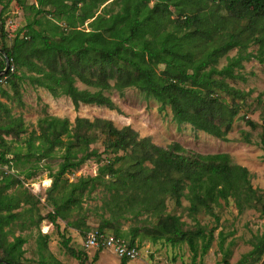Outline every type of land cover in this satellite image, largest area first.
Segmentation results:
<instances>
[{
  "label": "trees",
  "instance_id": "16d2710c",
  "mask_svg": "<svg viewBox=\"0 0 264 264\" xmlns=\"http://www.w3.org/2000/svg\"><path fill=\"white\" fill-rule=\"evenodd\" d=\"M16 1L31 16L16 31L11 46L0 48L14 67L13 72L0 74V80L5 75V84L16 92L19 82L28 80L52 96L69 97L75 108L82 103L113 109L112 91L136 88L145 97L160 102L161 108L169 106L177 124H189L227 140L248 94L227 80L245 79L238 72L244 61L264 63V0ZM3 23L1 18L0 31ZM232 49L236 54L228 57ZM224 56L226 63L218 67ZM0 57L1 71L5 60L2 53ZM78 82L84 88H79ZM0 92L6 95L2 88ZM257 100L260 144L264 149V101L260 97ZM1 112L0 163L9 166L19 153L9 149L4 136L19 135L24 126L2 101ZM41 121L40 133L32 131L25 140L26 156L49 157L55 148L63 149L49 188L50 193L59 189L63 193L60 198L50 194L53 209L47 213L49 220L66 221L80 228V222L68 219L70 210L79 206L84 190L90 193L98 187L103 189L102 208L109 215L99 226L83 230L84 237L91 229L110 233L107 229L113 227V222L119 224V220L148 213L157 218L155 236L171 244L186 241L194 264L195 258L209 249L212 232L201 226L184 230L179 216L165 213L168 199L180 206L184 198L191 213L205 211L215 216L214 205L231 198L239 212L255 208L264 218L261 189L253 187L248 169L231 162L227 153L187 151L175 141L161 146L149 136H140L130 125L118 128L104 118L77 116L73 127L67 118L50 116ZM245 123L256 126L249 118ZM243 138L249 141L248 135ZM35 140H39L38 144ZM99 140L101 151L93 146ZM91 158L102 162L95 175L70 183L61 179ZM31 174L27 173L26 178ZM13 187L14 191L8 192ZM30 197L22 188V180L0 171V257L5 261L25 264L22 246L26 239L17 235L8 241L9 231L5 228L19 218L17 209L22 202L29 203ZM112 234L139 248L135 243L136 229H132L129 239L119 226ZM38 236L47 242L46 235L38 232ZM219 236L222 244L223 234ZM68 243L67 237L64 247L70 255L78 256ZM250 243L252 248L236 264L244 263L248 257L250 264L260 260L264 227ZM101 250L102 247L96 249ZM97 260L95 254L93 261ZM128 261L121 258L120 264ZM52 264L63 263L52 259Z\"/></svg>",
  "mask_w": 264,
  "mask_h": 264
},
{
  "label": "rangeland",
  "instance_id": "374dc122",
  "mask_svg": "<svg viewBox=\"0 0 264 264\" xmlns=\"http://www.w3.org/2000/svg\"><path fill=\"white\" fill-rule=\"evenodd\" d=\"M6 1L3 0V4H0V13L3 11L0 19H4L3 31H0V48L11 46L16 31L23 27L28 16H31V13L23 10L16 0H11L6 7H3ZM35 1L25 0L29 4ZM235 54L236 49H232L227 56L231 57ZM225 63L226 56L219 59L217 66L221 67ZM238 72L243 75L244 80L228 79L227 82L248 94L241 104L238 113L240 118L234 121L227 140L194 129L189 124H177L172 119L169 106L161 108L160 102L145 97L144 93L136 88H126L120 93L112 91L110 96L114 103L113 109L82 103L75 108L69 97L52 96L49 91L31 85L28 80L19 82L17 92L4 82L0 88L6 92V95L0 92V101L7 105L11 115L22 119L24 130L17 136H4L9 149L18 151L19 154L11 160L9 166L0 163V171L4 170L5 173H11L22 180V188L31 195L30 202H22L17 209L19 218L5 228L9 231L8 241L17 235L26 239V243L22 246L24 249L22 262L52 264V259H55L63 264H120V258L109 249L102 248L100 255L101 251L97 252L95 248L83 246L82 231L99 226L102 219L109 215L102 208V187L90 193L84 190L79 198V206H73L70 210L68 219L80 222V228L76 229L66 221L58 219L51 222L47 217V213L53 209V199L50 198V194L52 197L60 198L63 193V189L51 193L49 191L52 183L51 175L58 169L63 149L55 148L52 156L49 157L26 156L25 143L32 131L35 135L40 133L41 119L46 117L67 118L71 127L77 116L89 119L104 118L111 120L118 128L130 125L140 136H149L154 143L161 146L175 141L187 151L203 154L227 153L231 162L248 169L253 187L261 189L264 195V149L260 144L261 119L257 100L260 97L264 101V63L254 59L244 61ZM77 85L79 88H84L79 82ZM248 118L256 123L255 127L245 123V119ZM244 135H248V142L244 141ZM38 142L39 140H35L36 144ZM93 146L99 151L102 150L100 140ZM7 157L12 159L11 154H7ZM101 163L97 158H91L78 169L66 173L61 179L70 183L76 182L80 177L93 176ZM27 173H32L29 178H26ZM14 189L15 187L8 192ZM166 205L165 213L179 216L184 230H195L201 226L206 232H212L209 249L204 255H198L194 264H236L252 248L250 241L255 235L260 234L264 227V218L257 209L246 208L239 212L231 198L227 202L221 200L214 205L215 216L205 211L191 213L187 210L189 202L184 198L181 199L180 206L176 205L173 199H168ZM156 221L155 216L144 213L137 217L119 220V224L113 222V227L106 229L114 233L115 226H119L120 231L126 233L128 239L132 229H136L135 243L139 246V255L131 259L132 261L129 260L127 264H192L193 255L186 241L171 244L165 238L155 236ZM38 232L47 236L46 243L39 238ZM220 232L224 237L222 244H220ZM67 237L68 245L75 249L78 256L70 255L64 247L63 241ZM197 242L200 248L201 240ZM95 254L98 255V259L100 257L99 261H93ZM250 263L251 258L248 257L242 264ZM253 264H264V253L260 260Z\"/></svg>",
  "mask_w": 264,
  "mask_h": 264
},
{
  "label": "built area",
  "instance_id": "2783aa9c",
  "mask_svg": "<svg viewBox=\"0 0 264 264\" xmlns=\"http://www.w3.org/2000/svg\"><path fill=\"white\" fill-rule=\"evenodd\" d=\"M13 72L14 67L12 65L8 66L7 72ZM5 74V73H4ZM6 76L0 80V82H4ZM83 246L85 248H106L111 250L117 257L126 258L128 260L135 259L139 255L140 249L136 246H132L129 242L119 236H115L112 233H107L103 231H99L97 229H91L88 231L84 237Z\"/></svg>",
  "mask_w": 264,
  "mask_h": 264
},
{
  "label": "water",
  "instance_id": "95a60500",
  "mask_svg": "<svg viewBox=\"0 0 264 264\" xmlns=\"http://www.w3.org/2000/svg\"><path fill=\"white\" fill-rule=\"evenodd\" d=\"M0 53H2V55H3V57H4V60H5V66H4V68L0 71V74H4V73H6L7 70H8L9 61H8V59H7V56H6V53H5V52H3V51L0 50ZM0 261H1L2 263H4V264H16V263H11V262L5 261V260H3L1 257H0Z\"/></svg>",
  "mask_w": 264,
  "mask_h": 264
},
{
  "label": "crops",
  "instance_id": "0c3cea01",
  "mask_svg": "<svg viewBox=\"0 0 264 264\" xmlns=\"http://www.w3.org/2000/svg\"><path fill=\"white\" fill-rule=\"evenodd\" d=\"M102 251H103V250H102ZM102 251L100 252V255H101ZM99 259H100V257H99ZM99 259H98V261H99ZM130 261H132V260H130ZM130 261H128V263H129ZM119 262H120V260H119ZM126 264H127V263H126Z\"/></svg>",
  "mask_w": 264,
  "mask_h": 264
},
{
  "label": "bare ground",
  "instance_id": "6f19581e",
  "mask_svg": "<svg viewBox=\"0 0 264 264\" xmlns=\"http://www.w3.org/2000/svg\"><path fill=\"white\" fill-rule=\"evenodd\" d=\"M48 183V182H47Z\"/></svg>",
  "mask_w": 264,
  "mask_h": 264
}]
</instances>
